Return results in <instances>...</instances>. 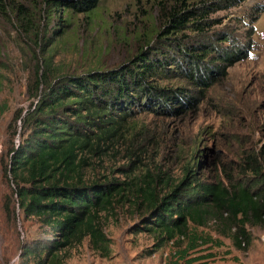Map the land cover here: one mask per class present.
<instances>
[{
    "label": "trees",
    "instance_id": "trees-1",
    "mask_svg": "<svg viewBox=\"0 0 264 264\" xmlns=\"http://www.w3.org/2000/svg\"><path fill=\"white\" fill-rule=\"evenodd\" d=\"M166 1L160 5L166 24L153 47L111 70L53 79L43 74L37 80L41 87L37 103L14 117L23 131L20 143L8 149L5 176L19 212L37 218L43 230V237L22 246L19 264H65L70 250L84 241L101 258H109L111 241L103 220L131 201L143 213L142 228L136 231L153 236L155 251L173 244V264H208L215 257L211 250L223 246L219 237L246 252L252 243L247 225L264 227V146L258 163L248 158L249 166H243L255 180L189 181L194 173L188 166L184 179L173 186L160 172H146L128 182L85 178L92 161L137 131L130 126L134 116H182L252 50V27L241 49L230 46L225 35L218 44L212 43L213 35L207 36L218 23L212 15L246 0ZM46 2L76 13H90L99 4V0ZM263 8L254 9L256 15ZM191 35L199 37L197 47L187 41ZM171 79L192 89L161 84ZM212 222L220 227L218 238L199 231Z\"/></svg>",
    "mask_w": 264,
    "mask_h": 264
},
{
    "label": "rangeland",
    "instance_id": "rangeland-1",
    "mask_svg": "<svg viewBox=\"0 0 264 264\" xmlns=\"http://www.w3.org/2000/svg\"><path fill=\"white\" fill-rule=\"evenodd\" d=\"M162 1L167 2L99 0L92 12L76 13L48 6L46 0H0V264H19L22 246L43 237L38 219L19 212L5 176L8 149L20 143L23 131L14 117L37 103L38 78L111 70L153 47L166 24ZM257 7H264V0H246L218 12L211 16L218 23L207 31V36H214L212 43L218 44L225 35L230 46L241 49L252 27L248 58L229 67L227 75L182 116H134L130 126L137 131L92 161L85 171L88 182L104 176L128 182L146 172H160L173 186L184 179L187 166L194 173L189 181L255 180L245 167L248 158L259 162L264 146V8L256 15ZM187 41L197 47L200 39L191 35ZM161 84L192 89L174 79ZM159 189L164 190L163 185ZM142 214L132 201L116 208L103 220L111 256L101 258L84 241L70 250L65 264H173V244L155 251L153 236L136 231L142 228ZM219 230L214 222L199 228L216 238ZM247 230L252 237L248 251H238L229 238L219 237L223 246L211 250L215 257L208 264H264V227L247 225Z\"/></svg>",
    "mask_w": 264,
    "mask_h": 264
}]
</instances>
